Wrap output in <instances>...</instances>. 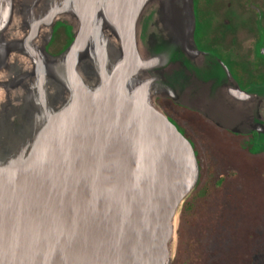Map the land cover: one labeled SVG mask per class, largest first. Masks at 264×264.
<instances>
[{
    "label": "water",
    "instance_id": "95a60500",
    "mask_svg": "<svg viewBox=\"0 0 264 264\" xmlns=\"http://www.w3.org/2000/svg\"><path fill=\"white\" fill-rule=\"evenodd\" d=\"M195 30L194 0H0V264H170L199 165L156 99L264 145V85Z\"/></svg>",
    "mask_w": 264,
    "mask_h": 264
},
{
    "label": "rangeland",
    "instance_id": "374dc122",
    "mask_svg": "<svg viewBox=\"0 0 264 264\" xmlns=\"http://www.w3.org/2000/svg\"><path fill=\"white\" fill-rule=\"evenodd\" d=\"M197 1L199 48L218 56L241 88L264 85V30L256 14L245 6L219 9L227 0H204L205 9ZM256 38L262 50H255ZM65 39L58 28L48 51L57 53ZM158 99L169 98L156 99L162 108ZM198 134L204 150L199 178L180 205L170 264H264V154L251 153L248 140Z\"/></svg>",
    "mask_w": 264,
    "mask_h": 264
},
{
    "label": "trees",
    "instance_id": "16d2710c",
    "mask_svg": "<svg viewBox=\"0 0 264 264\" xmlns=\"http://www.w3.org/2000/svg\"><path fill=\"white\" fill-rule=\"evenodd\" d=\"M249 82H246L245 87L248 86ZM169 120L176 125L178 130L187 137L194 148L199 167L201 168V155L204 154V150L199 144L201 140L198 131L204 134L205 138L210 141L215 139H241L248 140V150L254 155L264 154V145L256 143V134H237L230 132L229 130L222 129L216 126L213 122L202 116L200 113L190 110L184 106L175 104L170 99H158ZM170 110V111H169ZM200 139V140H199ZM219 177L218 180H220Z\"/></svg>",
    "mask_w": 264,
    "mask_h": 264
},
{
    "label": "flooded vegetation",
    "instance_id": "af4514ba",
    "mask_svg": "<svg viewBox=\"0 0 264 264\" xmlns=\"http://www.w3.org/2000/svg\"><path fill=\"white\" fill-rule=\"evenodd\" d=\"M204 0H199L197 1V5L200 7V9H205L206 8V4L205 2H203ZM241 6H245L250 12H253L254 14H256V23L258 24L259 28L261 30H264V0H227L224 2V5H222L221 7H218L219 9H226V8H233V9H238ZM64 28L65 32H66V39L64 40V42L60 45V47L58 48V50L56 52L61 51L64 47H66L68 45V43L70 42V37L68 35V26L65 25H59L56 27L53 36L51 38L50 43L53 40L54 34L57 31L58 28ZM257 38L255 41V50H259L261 48L262 50V46H258L256 47V43H257ZM49 43V45H50ZM48 45V46H49ZM261 45V44H260ZM231 62L233 61V63H237V66L241 68V64L238 60H230Z\"/></svg>",
    "mask_w": 264,
    "mask_h": 264
},
{
    "label": "crops",
    "instance_id": "0c3cea01",
    "mask_svg": "<svg viewBox=\"0 0 264 264\" xmlns=\"http://www.w3.org/2000/svg\"><path fill=\"white\" fill-rule=\"evenodd\" d=\"M182 106V105H181ZM185 107V106H184ZM187 108V107H186ZM189 109V108H188ZM191 110V109H190ZM164 111V110H163ZM195 111V110H193ZM165 112V111H164ZM197 112V111H196ZM199 113V112H198ZM201 114V113H200ZM202 115V114H201ZM203 116V115H202ZM206 118V117H205ZM209 120V119H208ZM212 122V121H211ZM216 125V124H215ZM217 126V125H216ZM223 129V128H222ZM238 134V133H237Z\"/></svg>",
    "mask_w": 264,
    "mask_h": 264
}]
</instances>
